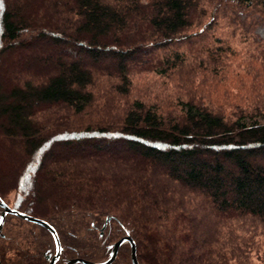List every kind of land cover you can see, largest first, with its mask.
<instances>
[{
    "label": "trees",
    "instance_id": "16d2710c",
    "mask_svg": "<svg viewBox=\"0 0 264 264\" xmlns=\"http://www.w3.org/2000/svg\"><path fill=\"white\" fill-rule=\"evenodd\" d=\"M0 4V154L14 150L0 156V201L55 228L59 264L106 260L126 235L140 264H264V38L256 33L264 0ZM229 33L241 34L251 56L232 70L238 83L222 85L252 82L249 104L239 96L227 112L215 93H185L170 111L133 95L140 72L192 71V84L228 74L245 49ZM40 41L60 54L41 53ZM96 104L101 113L90 116ZM59 145L90 153L56 155ZM103 151L113 165L98 163ZM9 218L31 228L9 237ZM56 252L47 228L7 215L0 264H48ZM112 264H132L129 243Z\"/></svg>",
    "mask_w": 264,
    "mask_h": 264
},
{
    "label": "rangeland",
    "instance_id": "374dc122",
    "mask_svg": "<svg viewBox=\"0 0 264 264\" xmlns=\"http://www.w3.org/2000/svg\"><path fill=\"white\" fill-rule=\"evenodd\" d=\"M221 23H223V21H221ZM256 33L260 37L264 38V23L260 24L258 26ZM228 35H229V37L231 36L230 39L232 40V44L236 47V49H244L245 48L241 54L231 58L233 66H230L228 68V74H225V75L221 74L218 77L209 74L203 80L201 77L198 79L196 76V79H197L196 84H198V82H200V85H199L200 89H199L196 87V84H192V71L189 72L188 75L182 74L184 72H180L179 75H181V76L176 75V76H173L171 78L160 77L159 75H157L154 72H140L134 76V85L132 87L133 88L132 91H134L133 95L137 96L138 94H141V97H144V98L146 97L145 99H149V100H151L150 98H152V99L157 98V99H153L152 101L157 102V103H162L164 105L167 104L166 106H168V107L170 106L168 108L170 111H173L175 109V107H171V106L175 105V102H176V101H174L175 97H177L178 95H183L185 93H190V94L195 93L197 95H202V93H204V94L215 93V96H214L215 100H220L219 104H221L225 108V110H227V112H232V107H230V104H231L230 101L233 99L239 100L240 99L239 96H242L243 100H241V101H243V104H249L248 101L252 98V97H250V95L253 93L252 92L253 87L251 88V85H249V84H253L252 82L247 83L248 86H245L244 89H242V90H237V89L235 90L233 88H225L224 87L225 85L224 86L222 85V84H237L238 83L237 77H236L237 71H232V70H235V66L237 64L236 63L237 61L238 62H240L241 60L246 61L248 59V57L251 56V54H250L251 52H248L249 44L242 39L241 34L239 35L238 33H234V34L229 33ZM201 39H202V37H200L199 39H197V41H195L193 43V44L197 45L194 47H196V48L198 47V44L200 43ZM196 43H198V44H196ZM39 45L42 48L41 53H43V54H46L48 52L60 54V52L56 48V46H53L52 50L49 49L51 47V45H49L47 41H40ZM183 48L186 50L189 47H188V45H184ZM142 56H144V55H142ZM72 57H75V56H72ZM109 63L111 64L112 62H109ZM112 64H115V63H112ZM255 64H256V62H255ZM99 65H102V64L99 63ZM236 70H238V68H236ZM182 75H184V76H182ZM104 84H107V83L105 82ZM209 84L212 86V89H210L208 87H204V86H209ZM201 88H203V92H201L202 91ZM128 99H129V97H128ZM128 99L126 98L125 100H128ZM123 103H125V102L119 100L117 103L119 105L114 106V108H116V110H117L119 107H121V105H123ZM214 104H216V103H214ZM101 108H102V105L100 107L99 104H96V106L90 110L89 115L90 116L99 115L101 113V110H102ZM110 108H112V107H110ZM115 112H117V111H115ZM62 115L67 116L64 111L63 112L61 111L60 117ZM79 117H80V118H78L79 121H82L83 118L84 119L87 118V116H85V117L79 116ZM79 121L75 120V122H79ZM75 149L81 151L82 153H90V148H88L87 146H83V145L73 146L71 149L65 147V145H59L56 147V151H54V152L56 153V155L57 154L60 155V154H66L70 150H75ZM13 152H14L13 149H8V150L3 149L2 154H0V156H2V155L7 156L9 154L13 158L14 157ZM99 153L100 154H106L105 156L101 155L103 157V159L100 162H98L99 164H102L103 167H108V166L113 165L112 163H110V161L104 160L105 157L110 156L109 153H107V152L104 153V151L99 152ZM96 155H98V154H89V157L90 156H96ZM94 158L97 159L96 157H94ZM94 158L91 157V159H94ZM6 195L10 201L15 202L17 199L18 193L16 190H10V191L6 192ZM188 195H191V194L188 193ZM120 203H121V201H120ZM112 204H113V202H112ZM29 228H31V227H29L26 224H23V225L21 223L19 224L18 220L14 219V218H12V219L9 218L7 225H6V230H7L9 237H12L14 235V233L17 231H21V230L26 231V230H29ZM23 236L18 237V240H21V242H22ZM6 240H8V237H6ZM9 241L10 240L4 241V243L9 242ZM9 256H11L12 258L16 256L13 250H11L9 252ZM156 264H158V263H156Z\"/></svg>",
    "mask_w": 264,
    "mask_h": 264
},
{
    "label": "water",
    "instance_id": "95a60500",
    "mask_svg": "<svg viewBox=\"0 0 264 264\" xmlns=\"http://www.w3.org/2000/svg\"><path fill=\"white\" fill-rule=\"evenodd\" d=\"M0 206L3 208L1 215H0V233L2 231L5 219H6L7 215H9V214L17 215L24 220H28L30 222H34V223H37L39 225L44 226L53 234L55 241H56V244H57V252H56V254H54L50 258L49 264H58L59 257L61 254V243H60V239H59V236H58L55 228L50 223H48L47 221H45L41 218L29 215V214H26V213L21 212L17 209H14V208L10 207L5 202L0 201ZM125 243H129L131 246L132 264H140V262L138 260V256H137L136 243L132 239V237H130L129 235L121 237L119 240H117L111 246L110 255L106 260L95 262V261H90V260L78 257V258H72V259L68 260L65 264H112L115 261L121 246ZM48 258H49V256H48Z\"/></svg>",
    "mask_w": 264,
    "mask_h": 264
},
{
    "label": "bare ground",
    "instance_id": "6f19581e",
    "mask_svg": "<svg viewBox=\"0 0 264 264\" xmlns=\"http://www.w3.org/2000/svg\"><path fill=\"white\" fill-rule=\"evenodd\" d=\"M87 46V45H86ZM82 48V47H81ZM106 122V121H105ZM104 124V123H103ZM81 126V125H80ZM101 126V125H100ZM103 126H106L105 124L103 125ZM112 127V126H111ZM83 128V127H82ZM97 129V128H96ZM114 129V128H113ZM112 129V130H113ZM110 130V129H109ZM96 131V130H95ZM114 132H115V130H113ZM85 132V131H84ZM90 132V131H89ZM102 132H103V130H102ZM102 132H100V133H102ZM75 133V132H74ZM80 135H81V133H80ZM97 135V134H96ZM71 136V135H70ZM65 137V136H64ZM109 137H110V135H109ZM113 137H115V134H114V136ZM66 139V138H65ZM68 139V138H67ZM115 141V140H114ZM102 144V143H101ZM68 148V147H67ZM67 154V153H66Z\"/></svg>",
    "mask_w": 264,
    "mask_h": 264
},
{
    "label": "flooded vegetation",
    "instance_id": "af4514ba",
    "mask_svg": "<svg viewBox=\"0 0 264 264\" xmlns=\"http://www.w3.org/2000/svg\"><path fill=\"white\" fill-rule=\"evenodd\" d=\"M51 257H52V256H51ZM51 257H50V258H51ZM50 258L48 259V264H49ZM59 258H60V257H59ZM58 264H59V261H58Z\"/></svg>",
    "mask_w": 264,
    "mask_h": 264
},
{
    "label": "snow or ice",
    "instance_id": "6c2138e0",
    "mask_svg": "<svg viewBox=\"0 0 264 264\" xmlns=\"http://www.w3.org/2000/svg\"><path fill=\"white\" fill-rule=\"evenodd\" d=\"M0 7H2V4H0Z\"/></svg>",
    "mask_w": 264,
    "mask_h": 264
}]
</instances>
